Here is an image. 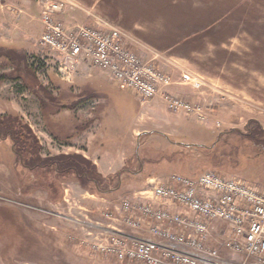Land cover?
I'll return each mask as SVG.
<instances>
[{"label": "rangeland", "instance_id": "obj_1", "mask_svg": "<svg viewBox=\"0 0 264 264\" xmlns=\"http://www.w3.org/2000/svg\"><path fill=\"white\" fill-rule=\"evenodd\" d=\"M95 1H80L86 5L83 10L86 15L88 11L97 13L104 22L123 30L150 25L145 39L158 46H164L167 42H181L175 48L145 60L151 59L160 64V56L195 46L197 51L192 53V61L188 64L192 69L197 67L214 76L202 75L206 84L199 89L189 82L180 84L190 85L201 93L208 89L219 98L216 105L204 103L203 100L195 103L207 106L208 118L216 110L220 112L216 120L220 131L234 129L230 126L232 124L226 125L227 120H234L233 124L240 121L235 129L246 133L250 125L259 134V142L235 132L225 135L218 143V139L208 143L217 144L213 151L192 147L194 143L188 146L183 141L187 147L180 146L183 153L176 152L172 159L168 158L172 153L163 149L164 138L155 134L147 135L143 137L145 145H151L157 151L147 150L151 158L147 159L142 158V152L138 150L139 158L143 160L132 167L131 172H142L135 177L127 173V183L119 187L116 175L110 179L102 175L106 178L107 185L104 186L108 189L117 188L100 193L93 183L83 184L75 175L58 173L52 168L37 169V153L41 159H49L65 153L66 148L53 142L51 136H59L50 129L48 120L39 108L36 111L21 109L28 115L31 125L27 124L35 137H27L28 147L22 148V143H18L15 146L18 153L13 150L11 137H0V264H122L114 256L91 251L83 243V239L87 238L84 229L87 228L86 221L101 220V211L104 209L95 206L94 213L82 212L85 188L96 195L112 197L117 203L125 197H133L138 188H141L140 191L147 188L146 178L156 176L166 179L172 173L196 176L204 170L214 169L227 176L248 179L264 191V0ZM91 18L89 16V23ZM161 28L169 29L170 33L158 34ZM43 50L37 55L31 53L30 61L35 65L36 57L33 55L37 58L45 56L42 68L37 65V74L42 82L47 83L48 71L56 72V58L49 49L44 47ZM91 70L102 71L112 88L120 89L107 71L96 66H92ZM182 72H179L180 78ZM195 73L200 74L197 71ZM175 78L180 79L176 75ZM126 91L135 93L132 88H126ZM231 103L235 107L234 114L229 110ZM89 106L93 107L91 102ZM45 111L48 118V110ZM171 138L182 141L184 137L174 135ZM189 138L186 137V140L190 141ZM159 155L164 156L163 159L154 161L158 159L155 156ZM127 187L138 188L131 191ZM218 227L220 232L214 234V244H219L224 237L221 233L225 231V224L221 222Z\"/></svg>", "mask_w": 264, "mask_h": 264}, {"label": "built area", "instance_id": "obj_2", "mask_svg": "<svg viewBox=\"0 0 264 264\" xmlns=\"http://www.w3.org/2000/svg\"><path fill=\"white\" fill-rule=\"evenodd\" d=\"M37 3L44 24L40 42L54 53L61 78L70 80L83 63H90L107 71L121 87L132 88L142 101L160 97L172 111L201 121L208 118L206 105L170 90L182 82L202 88V75L185 70L182 81L176 79L173 72L128 47L126 31L90 11L91 23H67L60 14L78 7L76 0ZM45 59L36 57V72ZM141 192L104 208L101 220L88 219L85 246L122 264H264V191L248 179L214 169L196 176L172 173L166 179L152 177ZM221 222L224 237L214 244Z\"/></svg>", "mask_w": 264, "mask_h": 264}, {"label": "crops", "instance_id": "obj_3", "mask_svg": "<svg viewBox=\"0 0 264 264\" xmlns=\"http://www.w3.org/2000/svg\"><path fill=\"white\" fill-rule=\"evenodd\" d=\"M76 1L79 2V6L60 14V18L65 17V21L69 24L90 21L83 11L85 3H80L81 0ZM149 26L133 27L135 29L132 30L123 27L128 34L127 46L144 59L165 53L181 44L180 41H174L158 46L149 42L145 39ZM43 31L44 24L37 0H0L1 114H17L31 125L28 115L20 110L36 111L39 108L43 117L48 120L50 129L59 136H51L56 145H65V153H81L91 159L98 172L105 177L119 174L121 184L127 183L129 179L126 180L127 173L135 177L142 172L139 170L131 172L132 167L141 162L139 149L157 151L151 145H145L143 137L147 135L155 134L164 138L163 149L166 150L179 148L184 144L183 141L208 144L217 138L221 130L216 126L220 113L218 110L211 117L201 121L195 115L168 109L160 97L142 101L136 92L134 94L128 92L119 84L120 89H113L110 81L102 75V71L91 70L90 63L81 65L70 80L63 79L55 71L49 70L47 83L42 82L30 61V54L37 55V52L44 51L40 42ZM169 33V29L161 28L158 34ZM194 47L180 48L175 53L164 55L167 62L160 56L158 58L161 62L160 66L166 67L177 78H180L179 72L184 70L197 71L204 77H213L214 75L205 73L197 67H195L197 70L190 67L189 62L192 61L190 56L197 51ZM36 55L33 56L37 57ZM43 88L49 90L48 95ZM170 90L192 102L203 100L204 103L214 105L219 99L208 89L201 93L190 85L180 83L172 85ZM90 102H95L92 104L93 107L89 106ZM232 107L233 104L229 106V110L234 114L235 107ZM213 109L216 107L213 106ZM45 110H48V118ZM233 122L234 120H227L226 125L232 124L231 128H235L240 121H237V124ZM174 135L184 138L182 141H175L171 138ZM186 137H190V141L186 140ZM138 140L141 147L138 145ZM59 151L57 153H60ZM149 178H146L145 182L148 183L151 179ZM136 188L138 187L134 189ZM140 189L135 190L134 195H142ZM84 191L86 192L83 194L84 214L94 213L95 206L106 208L119 203L118 201L116 203L112 197L96 195L87 188ZM145 197L150 198L151 193L146 192Z\"/></svg>", "mask_w": 264, "mask_h": 264}, {"label": "trees", "instance_id": "obj_4", "mask_svg": "<svg viewBox=\"0 0 264 264\" xmlns=\"http://www.w3.org/2000/svg\"><path fill=\"white\" fill-rule=\"evenodd\" d=\"M43 89L48 95L49 90H46L45 88ZM29 128H30L29 124H27V122L21 116L17 114H1L0 113V137H11V139L13 140V145H14L13 150L14 151H16L15 146H17L18 143H22V148L23 146L24 147L29 146V141L27 137H35L33 132H31L30 130L31 128L30 129ZM234 132L241 134L242 137H248L249 139H251L252 141L256 143L259 142V134H257L254 131V129H252L250 125H248L246 133L241 132L235 128L229 129L227 131L226 130L220 131V133L218 134V137L215 139V140L218 139L216 143H218L221 140V138L224 137L225 135L227 134L230 135L231 133L233 134ZM213 143L212 144L194 143L192 147L194 146L195 148L209 149L213 151L215 146L217 145ZM180 146L187 147L186 144H182ZM167 150L172 153V155L169 156L168 158H172V159L174 156H176V152H180L181 154L183 153V151L179 148L167 149ZM17 151L16 153H18ZM141 152H142V158L144 157L147 159H151L148 156V153L146 150L141 151ZM160 155L155 156V158H158V159H154V161L156 162L161 161V159H163L164 156L160 157ZM142 158H140V161L143 160ZM43 168H52L54 171L58 173L75 175L83 184L91 182L94 184L96 191L100 193H104L108 189L107 186H104V185H107L106 178H104L102 174L98 172L97 167L93 163V161L85 157L81 153H76V152L60 153V154H56L54 156L49 157V159H41L39 153H37V169H43ZM116 176L119 180V174H116ZM111 177L113 176L108 177V179H110Z\"/></svg>", "mask_w": 264, "mask_h": 264}, {"label": "water", "instance_id": "obj_5", "mask_svg": "<svg viewBox=\"0 0 264 264\" xmlns=\"http://www.w3.org/2000/svg\"><path fill=\"white\" fill-rule=\"evenodd\" d=\"M139 137H140V135H139ZM140 144V141L138 140V145ZM192 143H187V145L189 146V145H191ZM120 184H121V179L119 180V185L117 186V187H119L120 186ZM117 187H114V188H110V189H108V191H114ZM107 191V190H106Z\"/></svg>", "mask_w": 264, "mask_h": 264}]
</instances>
